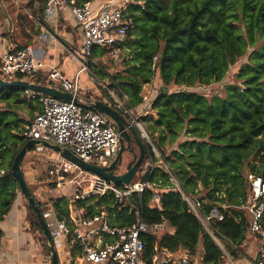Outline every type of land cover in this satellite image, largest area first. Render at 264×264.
<instances>
[{
	"label": "trees",
	"instance_id": "16d2710c",
	"mask_svg": "<svg viewBox=\"0 0 264 264\" xmlns=\"http://www.w3.org/2000/svg\"><path fill=\"white\" fill-rule=\"evenodd\" d=\"M37 1L31 13L41 20L45 1ZM72 1L82 5L94 0ZM126 11L133 28L117 45L119 63L111 74H96L107 80L109 89L126 96L127 109L143 107V86L157 83L147 104L156 119L149 113L141 120L159 158L146 146L144 159L152 166L142 168L132 182L146 183L142 193L121 204L113 194L73 200V209H83L87 218L104 212L111 226L145 224L147 233L140 237L147 263L165 250L172 258L186 255L191 264H228L182 198L191 196L202 202V215L213 206L221 209L223 219L210 226L233 261L245 264L250 258L245 249L253 240L244 209L250 199L247 176L264 181V0H130ZM19 20L29 24L26 17ZM107 54L103 48L92 51L98 58ZM34 83L44 85L41 77ZM160 88L168 93H160ZM22 92L0 88V221L20 194L11 166L27 142L23 132L30 122L17 110L27 107L30 117L39 111L37 102L21 98ZM155 196L160 208L152 206ZM25 206L30 227L41 234L26 200ZM52 208L69 222L65 198L55 200ZM42 244L48 254L43 239Z\"/></svg>",
	"mask_w": 264,
	"mask_h": 264
},
{
	"label": "built area",
	"instance_id": "2783aa9c",
	"mask_svg": "<svg viewBox=\"0 0 264 264\" xmlns=\"http://www.w3.org/2000/svg\"><path fill=\"white\" fill-rule=\"evenodd\" d=\"M44 15L46 18L53 17L57 12L67 8L71 17L77 24L82 36L81 56L83 69L92 58L94 48H103L115 61L118 60L120 49L117 45L123 42L127 34L133 28V20L123 6H113L110 2L101 7L98 14H94L90 3L75 5L71 0H44ZM0 75L7 81L17 80L21 75V81L34 83L37 77L44 81L43 86L53 87L73 96H80L81 88L78 76L73 79L65 77L62 71L53 64L44 61L43 56L38 57L30 46L19 45L10 42L0 53ZM35 84V83H34ZM40 85V84H38ZM114 98L115 107L127 118L137 130L140 138L146 146L150 147L155 157L159 158L154 142L146 130L145 123L134 109L125 107L126 96L116 98L113 92H109ZM21 98L25 101H34L40 105V112L25 127L24 138L28 140L43 141L59 145L72 152L79 160L88 164L106 167L116 158L119 150V137L113 124L104 116L70 102H61L56 99L23 90ZM143 103L150 98L142 96ZM49 165L48 175L54 179L56 186L62 189L72 185L76 189L74 200L93 199L108 194H113L118 203H122L133 193H142L146 183L135 182L119 187L94 174L85 172L77 166L62 159ZM160 163L168 170L165 163ZM152 166V163L149 164ZM148 166V165H147ZM146 167V166H145ZM144 167V168H145ZM3 174V172H0ZM250 199L244 207L248 216V233L257 242L253 256L245 264H264V181L261 177L249 174ZM169 181L179 191L176 178L169 174ZM191 213L200 222L207 224L209 232L212 230V221H221L223 213L217 206L209 209L207 215H202V202L197 198L182 194ZM43 218L48 228H51V236L55 248L61 246V241L69 238L78 248L81 261L84 264H191L186 256L172 258L165 250L152 257L147 263L143 259L144 244L141 235L147 233V226L141 222L133 226H111L108 223L106 213L86 217V212L81 211L78 217L69 218V222L55 221L52 211L43 213ZM159 228H162L160 226ZM218 236V235H217ZM222 252V258L228 264H236L229 254L216 243ZM1 251V248H0Z\"/></svg>",
	"mask_w": 264,
	"mask_h": 264
},
{
	"label": "crops",
	"instance_id": "0c3cea01",
	"mask_svg": "<svg viewBox=\"0 0 264 264\" xmlns=\"http://www.w3.org/2000/svg\"><path fill=\"white\" fill-rule=\"evenodd\" d=\"M4 1L6 0H0V5L1 3L3 4ZM8 1H12L16 5L20 6V10L25 13L24 15L26 16L29 25L20 28V25L16 26L9 15H7V18H4V16L0 14V53L10 42L30 46L38 57L41 58L43 56L46 63L57 66L65 77L73 79L75 76H78L81 88L80 96L82 98L87 95L90 96L92 100L96 98L102 99L106 102L105 99L107 98L102 92V90H104L102 88H105L107 95H109L115 105L114 98L110 96L109 92H113L115 95L118 94H116L113 89L105 87V85L107 86V80L100 79V77L96 74V71H101L105 75L111 74L115 70L99 66L97 62H91L92 58L98 62L103 61L106 55L100 58L92 56L90 61L92 64L87 63L85 65L86 69L82 70L83 59L80 53L82 36L77 24L71 17L67 8L57 12L51 18H46L43 12V16L40 20V15H34L31 13V10H36L38 7L37 0H33L32 5L29 3L30 0ZM107 2H110L113 6H123L127 9L130 0H94L90 3L93 13L98 14L101 7ZM28 4L30 6H27ZM18 29H20V31H18ZM37 31L38 33H36ZM107 56L109 55L107 54ZM94 77H96L95 79L97 81L94 80ZM101 85H103L102 88H100ZM147 104H149L148 101L144 102L143 107L134 109V112L141 118L150 113L154 119H156L155 113L148 111ZM37 105L39 107V111L34 113V117L41 109L38 103ZM34 150L35 148L33 151ZM53 157L50 158V160H62V158L58 155H54ZM149 164H151V162L146 161L145 166ZM24 179L29 188V184L34 186V183H29V179L26 177H24ZM44 191L45 192H36V195L34 193L33 194L35 195L36 200L41 203L44 208L42 213L49 210L52 211L54 219L48 220L51 224H54V222L57 221L55 215H59L54 212L52 208L53 202L57 199L65 198L68 201V210L71 217H78L80 212L83 210L73 209L72 202L74 200L73 197L76 193V189L72 185H67L60 189V193L62 194H59L54 189H45ZM152 206L160 208L158 196L154 197ZM49 230H51V228H49ZM0 233V264H51L47 255L44 253L42 240L39 237L40 234L37 231L32 230L30 227L27 220L25 200L20 194L16 196L12 209L8 215L0 221ZM256 246L257 242L252 240L249 249L252 251V253H249L251 254L250 258L255 253ZM56 251L58 254L59 264H84L81 261V254L78 248L70 241L69 238H64L61 241V246L56 248Z\"/></svg>",
	"mask_w": 264,
	"mask_h": 264
},
{
	"label": "water",
	"instance_id": "95a60500",
	"mask_svg": "<svg viewBox=\"0 0 264 264\" xmlns=\"http://www.w3.org/2000/svg\"><path fill=\"white\" fill-rule=\"evenodd\" d=\"M0 88L28 90L61 102H72L86 110L93 111L106 117L113 124L118 134V154L113 162L106 167H100L83 162L68 149L59 145L35 140H28L13 160L11 173L13 178L18 183L20 195L26 200L28 206L31 208L37 219L43 240L48 249L50 263L59 264L58 254L51 236V232L47 227L45 219L43 218L42 210L39 208L21 170L22 161L25 155L28 153V150L32 147L42 146L85 172L94 174L116 185H129L133 182L134 178L145 165L144 157L146 145L140 138L135 127L130 124L127 118L115 106H112L103 100H87L81 96H73L70 93L62 92L61 90L55 89L53 87L38 85L21 80L7 81L1 78V76ZM159 91L160 93H168L167 89L164 88H160ZM135 149L137 150L138 154H136ZM127 157H131V159L126 162ZM55 216L58 222L62 221V218L59 215Z\"/></svg>",
	"mask_w": 264,
	"mask_h": 264
},
{
	"label": "rangeland",
	"instance_id": "374dc122",
	"mask_svg": "<svg viewBox=\"0 0 264 264\" xmlns=\"http://www.w3.org/2000/svg\"><path fill=\"white\" fill-rule=\"evenodd\" d=\"M0 6H1L0 14L2 16H4V18H7V15H9L12 18V21L16 24V26L20 25V28H21L23 26L29 25V24H27V25L24 24V22L20 23L19 17L21 16V17L25 18L26 16L24 15L25 13L20 10L19 5H16L12 1L6 0V1H4L3 4L1 3ZM27 6H30V5L28 4ZM24 21H25V19H24ZM18 31H20V29H18ZM119 59L120 58H118V61H119ZM90 61H91V59H90ZM93 61L97 62L99 66H103L107 69L112 68V70L115 68V65L117 66V64L119 63L118 61H113L107 55L103 61L98 62L97 60L92 58L91 62H93ZM91 62H89V63L92 64ZM0 76L4 80H6L5 77H3V75H0ZM95 78L96 77H94V80L97 81ZM102 86L103 85H101L100 88H102ZM105 87H107V86L105 85ZM156 87H157L156 82H153L152 84L144 85L142 88V92H141L142 96L149 98L150 97L149 94H151L152 90H154ZM102 89L105 90V88H102ZM115 96H116V98H119L118 95H115ZM121 97L122 96H120V98ZM17 111H18L19 116L28 122H30L34 117V114L32 115V117H30V112H29V109H27V107L23 106L20 109H18ZM135 152H136V154H138L136 149H135ZM54 155L57 156V154H54V152H52L50 150H46V148L39 146V147H35L34 151L27 153L25 155L23 161H22L21 170L24 172L23 176L25 175L24 177L29 179V183H31V182L34 183V186L32 184H29V185H30L32 192L35 195H36V192H38V193L39 192H45L44 191L45 189H47V190H50V189L53 190L54 189L59 194H62V193H60V189L58 190V188L56 187L55 180L50 178L48 175V168H50L49 165L51 163H53V161L50 160V158H52ZM130 159H131V157H127L126 162L129 161ZM145 163H146V161H145ZM144 166H143V168H144ZM139 173H138V175H139ZM136 177L134 179H136ZM38 184H40V185H38ZM41 209L43 210L44 208L41 206ZM203 227L205 230L209 229V226L205 223H204ZM207 233H208V231H207ZM209 233H210L211 238H214L216 243L220 244V246L226 251L225 243L220 239V237L217 235H214L213 232H209ZM39 237L41 238V240L43 239L41 234ZM249 249H250V245L245 249V253L247 254L246 257H248V255H249V257L251 256V254H249V253H252V251ZM44 253L46 254L45 251H44ZM48 254H46V255H47L48 260L50 261Z\"/></svg>",
	"mask_w": 264,
	"mask_h": 264
}]
</instances>
